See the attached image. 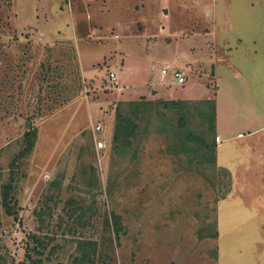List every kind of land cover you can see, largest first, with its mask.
I'll use <instances>...</instances> for the list:
<instances>
[{
    "label": "rangeland",
    "instance_id": "obj_1",
    "mask_svg": "<svg viewBox=\"0 0 264 264\" xmlns=\"http://www.w3.org/2000/svg\"><path fill=\"white\" fill-rule=\"evenodd\" d=\"M263 124L264 0H0V264H264Z\"/></svg>",
    "mask_w": 264,
    "mask_h": 264
},
{
    "label": "crops",
    "instance_id": "obj_2",
    "mask_svg": "<svg viewBox=\"0 0 264 264\" xmlns=\"http://www.w3.org/2000/svg\"><path fill=\"white\" fill-rule=\"evenodd\" d=\"M180 62V63H179ZM179 62H177V63H179V67H178V69H181L182 71H183V73H184V75H185V82L184 83H179L175 78H173L172 77V81H171V83H173V85H175L176 83L177 84H181V85H185L186 83H187V81H188V78H187V74L188 73H191V70L193 71V65H194V63H196V62H191V61H184L183 62V60L182 61H179ZM177 68V67H176ZM162 74H163V72H162ZM216 74V73H215ZM163 75H167V74H163ZM214 77H215V75H214ZM216 78V77H215ZM215 81H216V79H215ZM161 86H158V85H156V84H153V87H155L153 90H158V89H160V88H162L166 93H171V94H174L173 93V91H169V90H167V89H165V87L162 85V84H160ZM184 87H186V85L184 86ZM218 86H217V91L215 92L216 93V119H215V128H216V134L217 135H219L220 137H221V142H218V150H217V154H219V150H220V147H221V144L223 143V141H224V136H223V133H222V131H221V128H220V124H221V118H220V116L218 115L219 114V112H221V107L219 106V100H218ZM187 91V90H186ZM173 97H176L175 95H172ZM177 97L178 98H181L182 100H194V99H197V97H192L190 94H188V92L186 93V94H184V93H182V94H178L177 95ZM204 99H209V96L208 97H205ZM263 127L262 128H264V124L262 125ZM256 128V127H255ZM255 128H253V129H255ZM261 129V127H257L254 131H249V135L250 136H255L258 132V130H260ZM216 135V136H217ZM233 136V135H232ZM229 138H231V137H229ZM244 139V138H246V136L240 131V132H238V133H236L234 136H233V139ZM251 139V138H250ZM250 139H248V140H250ZM247 140V141H248ZM244 146V145H243ZM217 158H218V161H219V163L222 165V166H224V167H226L227 169H229V171H230V173H231V176L232 177H234V172L229 168V167H227L224 163H222L221 162V159H220V156L219 155H217Z\"/></svg>",
    "mask_w": 264,
    "mask_h": 264
},
{
    "label": "trees",
    "instance_id": "obj_3",
    "mask_svg": "<svg viewBox=\"0 0 264 264\" xmlns=\"http://www.w3.org/2000/svg\"><path fill=\"white\" fill-rule=\"evenodd\" d=\"M118 125H117V130H116V133H115V138L118 139V136L119 138H123L124 140L125 139H128L131 135H132V132L134 131V122H133V119L129 118V117H125L121 114H118ZM34 135H35V127H32L29 131L26 132L25 134V137H26V141H27V147L24 149V151L21 153V156L24 157L26 154H28L33 145H34ZM121 135V136H120ZM206 148L208 150H211L213 149L214 151V148L216 149V145L215 144H210V145H205ZM5 188V192H4V200H5V204L6 206L8 207V211H11V208L9 207V203H8V195H9V192H10V188L11 186L8 184V185H5L4 186ZM87 244V243H86ZM86 254L89 256V253H87L86 251L83 252V257L86 258ZM21 264H26V263H21ZM32 264H36V262H33Z\"/></svg>",
    "mask_w": 264,
    "mask_h": 264
},
{
    "label": "built area",
    "instance_id": "obj_4",
    "mask_svg": "<svg viewBox=\"0 0 264 264\" xmlns=\"http://www.w3.org/2000/svg\"><path fill=\"white\" fill-rule=\"evenodd\" d=\"M163 74H171L173 78H175L179 83H184L185 82V75L181 69H174L173 71L170 72L169 70V65H166L162 69ZM110 77L112 80L117 79V75L114 71L110 72ZM217 142H221V137L219 135L216 136Z\"/></svg>",
    "mask_w": 264,
    "mask_h": 264
}]
</instances>
